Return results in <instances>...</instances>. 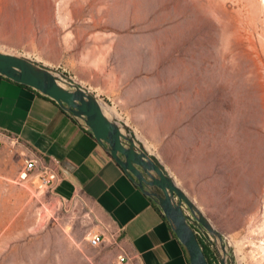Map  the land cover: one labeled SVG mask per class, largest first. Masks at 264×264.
Masks as SVG:
<instances>
[{
	"label": "rangeland",
	"instance_id": "obj_1",
	"mask_svg": "<svg viewBox=\"0 0 264 264\" xmlns=\"http://www.w3.org/2000/svg\"><path fill=\"white\" fill-rule=\"evenodd\" d=\"M0 21L25 25L0 51L93 56L100 92L238 264H264V0H0ZM23 162L0 155V171ZM90 218L83 200L0 178V264H120L109 236L88 243Z\"/></svg>",
	"mask_w": 264,
	"mask_h": 264
},
{
	"label": "crops",
	"instance_id": "obj_2",
	"mask_svg": "<svg viewBox=\"0 0 264 264\" xmlns=\"http://www.w3.org/2000/svg\"><path fill=\"white\" fill-rule=\"evenodd\" d=\"M0 26V37L13 32L15 41L21 40L17 29L25 25L0 21ZM38 61L67 73L112 103L111 94L98 89L100 83L95 77L99 68L93 56L80 62ZM0 133V155L18 152L23 161L37 156L43 166L56 171L59 178L49 192L61 202L83 200L91 213L89 235H114L117 254L126 257L125 264H190L185 248L157 205L129 179L82 122L55 101L0 76ZM18 174L0 171V178H17Z\"/></svg>",
	"mask_w": 264,
	"mask_h": 264
},
{
	"label": "water",
	"instance_id": "obj_3",
	"mask_svg": "<svg viewBox=\"0 0 264 264\" xmlns=\"http://www.w3.org/2000/svg\"><path fill=\"white\" fill-rule=\"evenodd\" d=\"M0 76L34 89L81 121L129 179L157 205L185 248L190 264H208L195 231L215 249L218 264H238L229 237L213 226L134 128L102 97L67 73L20 54L0 51Z\"/></svg>",
	"mask_w": 264,
	"mask_h": 264
},
{
	"label": "built area",
	"instance_id": "obj_4",
	"mask_svg": "<svg viewBox=\"0 0 264 264\" xmlns=\"http://www.w3.org/2000/svg\"><path fill=\"white\" fill-rule=\"evenodd\" d=\"M2 134L0 133V137ZM1 146V142H0ZM38 170V171H36ZM59 176L56 171L49 169L48 167L43 166V161L37 157L33 156L24 160L23 165L19 171L17 181L19 183H30V184H37L38 189H46L51 190L52 186L58 180ZM197 237L199 239H204L211 248V244L207 241L206 237H204L198 231H195ZM105 236L101 234H93L88 237V243L93 246H99L100 244L104 243ZM108 241L113 244L117 245V241L114 235H110ZM117 260L120 264L126 263V257L124 255H119Z\"/></svg>",
	"mask_w": 264,
	"mask_h": 264
},
{
	"label": "trees",
	"instance_id": "obj_5",
	"mask_svg": "<svg viewBox=\"0 0 264 264\" xmlns=\"http://www.w3.org/2000/svg\"><path fill=\"white\" fill-rule=\"evenodd\" d=\"M198 241L208 261V264H218V256L215 249L211 248L204 239L198 238Z\"/></svg>",
	"mask_w": 264,
	"mask_h": 264
}]
</instances>
